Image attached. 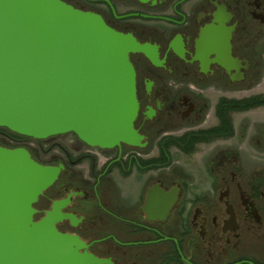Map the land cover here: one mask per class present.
Masks as SVG:
<instances>
[{
	"label": "flooded vegetation",
	"instance_id": "obj_1",
	"mask_svg": "<svg viewBox=\"0 0 264 264\" xmlns=\"http://www.w3.org/2000/svg\"><path fill=\"white\" fill-rule=\"evenodd\" d=\"M82 1L96 7L68 3L157 47L161 64L131 55L144 145L101 149L76 134L42 142L0 128V146L25 148L37 162L60 167L34 204V219L69 198L62 211L74 218L57 227L85 243L82 254L102 260L92 264H264L255 254L264 255V190L254 175L241 179L234 121L252 102L221 89L224 76L245 78L250 61L237 35L241 22L246 33L264 30V0ZM225 33L230 57L241 60L240 80L219 62ZM150 146L155 153H144ZM180 156L203 162L208 184L194 195L190 172L175 169Z\"/></svg>",
	"mask_w": 264,
	"mask_h": 264
},
{
	"label": "water",
	"instance_id": "obj_2",
	"mask_svg": "<svg viewBox=\"0 0 264 264\" xmlns=\"http://www.w3.org/2000/svg\"><path fill=\"white\" fill-rule=\"evenodd\" d=\"M225 35L219 62L240 80L241 60L230 57ZM134 53L161 64L156 46L99 13L65 0H0V127L38 139L74 133L101 149L143 146ZM59 173L25 148L0 146V264L102 262L80 252L85 243L77 235L58 229V221L74 218L62 211L69 198L34 219V204Z\"/></svg>",
	"mask_w": 264,
	"mask_h": 264
},
{
	"label": "rangeland",
	"instance_id": "obj_3",
	"mask_svg": "<svg viewBox=\"0 0 264 264\" xmlns=\"http://www.w3.org/2000/svg\"><path fill=\"white\" fill-rule=\"evenodd\" d=\"M75 5L84 4V8H95L96 5H91L90 2H83L82 0H65ZM100 6H103L101 4ZM257 23V22H256ZM243 22L240 23V32L238 33L239 52L243 57H247L250 61L249 68L245 71V78L241 81H230L226 76L221 84L223 92H229L232 99L252 102L249 109L239 113L237 118H234L236 122V128L238 132V150L242 154L238 164V169L242 175L241 179L245 181L251 175H254L255 185L259 186L257 189L264 190V30L260 33H246L244 32ZM258 24V23H257ZM264 24V23H263ZM260 27H264L260 26ZM244 32V34H243ZM240 119L242 121H240ZM241 122V124H240ZM2 128V127H0ZM9 131L5 128H2ZM18 135L17 133H12ZM23 136V135H22ZM58 136V135H56ZM56 136L46 138V141L56 139ZM76 136L74 133H67L59 137L72 138ZM153 146H150L144 153H155L152 151ZM98 152L97 149H94ZM34 153V152H33ZM254 154L251 158L249 155ZM36 155V154H34ZM39 156V155H38ZM175 169L190 172L191 194L194 195L193 190L207 186V177L204 175L203 162L197 157L193 158V161L188 160L186 156L177 157L175 160ZM248 182H245L246 186ZM133 184V183H132ZM258 257L263 258V253Z\"/></svg>",
	"mask_w": 264,
	"mask_h": 264
}]
</instances>
